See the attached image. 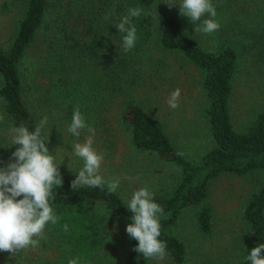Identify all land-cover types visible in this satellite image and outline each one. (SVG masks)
Here are the masks:
<instances>
[{"label": "rangeland", "instance_id": "obj_1", "mask_svg": "<svg viewBox=\"0 0 264 264\" xmlns=\"http://www.w3.org/2000/svg\"><path fill=\"white\" fill-rule=\"evenodd\" d=\"M137 1L142 8L139 17L147 18L145 27L148 32L143 33L144 42L140 45L144 50V60L139 64L140 77L136 78L138 83L133 81L137 84L134 85V100L161 121L178 154L182 153L181 156L187 161L196 163L213 147L205 118L206 98L201 87L202 76L180 53L163 50L159 45L155 14L170 12L176 15L186 30L209 51L227 43L236 48L239 60L233 79L230 112L234 127L242 131L253 119L255 112L264 106V64L259 62L254 54L258 50L257 37L264 33V0H212L216 17L205 14L196 24L189 17L181 15L179 7L182 0ZM120 2L121 0H49L47 26L39 32L37 39L27 49L22 67L23 87L30 109L39 122L44 116L48 117L42 132L49 141L50 154L56 155L57 150V162L61 163L59 167L75 177L84 162L74 154L73 145L83 143L91 134L87 129H83L77 137L67 129L77 107L85 115L93 113L95 99L90 93L85 96L86 100L79 99L82 102L75 101L73 96H78L80 91L86 92L87 88L84 86L87 78L97 80L101 69L99 67V71L94 70L96 62L93 60L84 58V62L78 63L73 56L61 59L60 62L64 64L62 67L57 63L54 54L47 52H52L56 46L48 45L53 38L57 39V35L60 36V41L62 36L64 38L66 34L77 32L76 35L81 36L85 44L90 41L104 44L96 50L100 58L103 59L108 51H111V55H108L114 56L115 51L123 46L124 36L120 35L115 25L120 22L121 17L127 15V12L119 11ZM24 7L25 0H0V43L5 45L13 36ZM113 8L115 14L105 19ZM209 18L220 25L219 29L210 34L195 32L196 26H200L204 19ZM48 58H53L54 61H50L48 68H51V78L57 80L55 87L67 86L68 81H73L70 77H75L76 68L81 70V81H73L72 89H67L64 95L57 99H53L54 86H50L49 79L41 76L40 72V66H43L40 60ZM78 87L81 90L75 91ZM177 88L181 90L179 106L172 109L168 105V98ZM105 102L101 125L92 126L95 128L93 147L98 153H104L100 174L109 179L119 178L120 186L117 192L126 205L133 193L142 187L147 186L159 194L171 190L179 179L180 169L176 164L167 163L153 153L135 150L129 143L127 130L119 121L123 98L115 95L113 99ZM0 115L4 116V120L0 122V143L12 142V127L5 117L1 101ZM258 178L260 179V174L253 173L245 176L222 175L212 180L209 199L214 208V224L209 236L201 235L195 229L189 212L181 216L174 231L187 246V259L184 264H199L210 259L219 264H232L239 259L250 242V232L242 219V211L247 198L260 183ZM126 228L125 222L116 219H111L106 228L110 242L109 264L121 263L129 235ZM57 243H60L59 238L46 225L37 246L30 245L14 255L0 251V264H45L47 261H54L59 254L58 247L55 246ZM97 263L98 256L87 262ZM150 264L175 263L164 254L162 259L151 258Z\"/></svg>", "mask_w": 264, "mask_h": 264}, {"label": "trees", "instance_id": "obj_2", "mask_svg": "<svg viewBox=\"0 0 264 264\" xmlns=\"http://www.w3.org/2000/svg\"><path fill=\"white\" fill-rule=\"evenodd\" d=\"M134 7H139L137 0H121L118 9L127 12L128 8ZM49 12V0H25L23 15L16 24L13 36L5 45L0 43V101L3 112L11 127L23 125L32 132L35 131L39 120L30 109L25 95L22 67L27 49L37 39L39 32L47 26ZM145 20V16L131 19L137 29V41L127 52L122 46L120 50L115 51L114 56H110L111 51L105 52L102 59L96 50L104 44L95 41L85 44L83 38L76 35L77 32L64 35L62 31L60 33L64 38L62 35L60 41L58 35L57 39L53 38L48 47L56 48L47 52L54 54L57 63L62 67L64 64L60 61L65 56H73L78 63L87 58L96 62L94 70L99 71L100 67L101 73L97 80L87 78L84 86L87 88L86 92L80 91L78 87L75 91H80L79 95L73 96L75 101L86 100L85 96L90 93L95 99L93 113H82L86 123L91 126L101 125L105 101L118 95L123 98L119 121L129 134L130 145L141 153H153L167 163L176 164L180 169L179 179L171 190L163 194L152 191L154 202L164 209L162 214H158L161 224V236L158 239L167 243L165 254L172 263L184 264L187 259L186 243L174 231L181 216L189 212L195 229L201 235L209 236L212 233L214 208L209 199L212 180L222 175L260 174V183L247 198L242 211V219L250 232V242L239 259L232 263L251 264L247 259L251 250L264 243V106L255 112L244 130H237L230 112L233 79L239 60L236 48L227 43L209 51L186 30L176 15L170 12L155 14L159 45L163 50L180 53L202 76L201 87L206 98L205 118L213 147L198 162L187 161L178 154L161 121L145 111L133 97L134 85H137L133 81L138 83L136 78L140 77L139 64L144 60V50L140 45L144 42L143 33L148 32ZM60 26L61 24L58 25ZM123 34L126 35H120ZM257 43L258 50L254 54L257 60L264 64V33L257 37ZM52 60L53 58L41 59L43 66H40V72L41 76L49 79L48 84L54 86L53 99H57L64 95L67 89H72L73 81H81V70L76 68L75 77H70L73 81H68L67 86L55 87L57 80L51 78V68H48L50 61L54 62ZM32 66L31 64V71ZM42 137L48 144L49 141L43 132ZM18 147L12 142L0 143V167L15 162L12 153ZM59 172L63 183L53 186L55 200L52 204L57 223L48 224L60 240V243L55 244L59 254L54 261H47L45 264H68L69 259L76 257L80 258L79 264H87L88 260L97 256V264H109L110 242L106 228L111 219L125 222L128 226L132 223L131 217L134 214L127 209L125 201L117 191L109 193L107 187L87 186L74 190L71 184L76 177L60 167ZM137 246L138 241L128 235L120 264H150L151 258L146 259L134 251ZM199 264L219 263L210 259Z\"/></svg>", "mask_w": 264, "mask_h": 264}, {"label": "clouds", "instance_id": "obj_3", "mask_svg": "<svg viewBox=\"0 0 264 264\" xmlns=\"http://www.w3.org/2000/svg\"><path fill=\"white\" fill-rule=\"evenodd\" d=\"M171 7V5H169ZM180 13L187 16L196 24L205 14L216 17V8L212 0H182ZM142 8H128L127 15L120 18L115 27L123 36L124 51L131 50L137 41V29L131 23L133 17H139ZM115 14V8L105 19ZM220 25L214 19H204L195 32L210 34L218 30ZM181 90H174L169 98L168 105L176 109ZM4 116L0 115V122ZM48 117L35 126V131L23 125L12 127L10 135L12 144L19 146L12 153L15 162L0 167V251L13 255L28 246H37L39 238L49 223L56 224L57 216L52 204L55 200L53 186L63 183L59 172L61 163L57 162L56 155L50 154L48 144L42 137V129L46 126ZM83 129L91 134L83 143L73 145L74 154L84 162L71 187L79 190L81 187H107L109 193H115L120 186L119 178H106L100 174L104 153L97 152L93 147L95 128L86 123V118L77 107L72 116V122L67 131L79 137ZM182 155V153H179ZM70 165V164H69ZM22 199H17L18 197ZM127 209L134 215L132 223L128 224L126 232L132 239L138 241L134 249L147 258H163L167 243L158 239L161 236V224L158 214L164 209L154 202V193L147 187L136 190L127 204ZM67 231V225L64 226ZM116 227L118 228V222ZM79 257L69 259L68 264H79ZM251 264H264V243L253 248L247 257Z\"/></svg>", "mask_w": 264, "mask_h": 264}]
</instances>
